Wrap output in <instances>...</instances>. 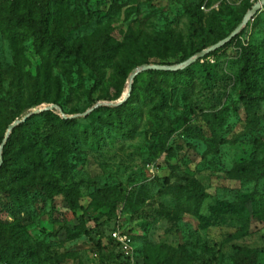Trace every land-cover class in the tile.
Returning <instances> with one entry per match:
<instances>
[{"label": "rangeland", "instance_id": "obj_1", "mask_svg": "<svg viewBox=\"0 0 264 264\" xmlns=\"http://www.w3.org/2000/svg\"><path fill=\"white\" fill-rule=\"evenodd\" d=\"M10 1L0 0V97L22 119L50 105L60 118L110 106L123 97L137 68L175 65L182 55L212 46L262 0H17L18 11L33 17L39 2L47 4L48 33L93 62L104 79L95 88V74L84 61L49 65L31 29L11 27L21 34L10 35L2 23ZM89 11L96 14L88 21ZM257 50L262 58L245 80L240 68ZM200 63L185 90L156 79L162 92L137 104L141 116L130 132L103 127L100 146L81 140L65 153L68 165L61 170L52 166L56 155L44 153L58 184L79 191L76 205L57 189L35 193L40 171L3 178L0 264H103L119 253L122 259L115 230L130 239L136 264H264V212L255 214L250 197L253 191L264 194V4ZM46 111L36 114L33 129L50 126L52 117L41 114ZM12 160L22 162L18 155ZM232 172L241 177L232 179ZM184 177L197 179L210 195L198 213L169 194L185 184ZM24 182L25 205L13 196ZM106 187L116 207L94 194ZM220 202H240L243 212L232 215Z\"/></svg>", "mask_w": 264, "mask_h": 264}, {"label": "trees", "instance_id": "obj_2", "mask_svg": "<svg viewBox=\"0 0 264 264\" xmlns=\"http://www.w3.org/2000/svg\"><path fill=\"white\" fill-rule=\"evenodd\" d=\"M37 6L39 15L33 17L29 11L19 12L17 0H11L9 5L4 6L6 12L2 17V23L5 24L8 31L11 27H26L31 29L35 34V48L44 56L47 64L54 66L58 62L66 60L71 63H81L84 61L95 74L94 88L99 83L103 82V75L96 66H94L93 62L86 59L84 53L68 45L62 37L53 33H48L46 22L48 20L49 8L47 4L42 2H39ZM95 14L96 12L89 11L88 21L91 20ZM235 27L236 25L233 28ZM9 33L13 37H16L18 33L21 34L17 29L9 31ZM225 37L226 34L219 35L216 43ZM207 47L208 46L206 45L198 47L188 56L198 53ZM250 54V56L248 55V57H246L244 65L240 68V76L245 80L248 73L253 68L255 59L262 58L261 56H258L260 55L259 50L253 51ZM188 56L182 55L178 61L183 62ZM207 56L208 54L191 65L176 71L149 70L139 73L134 78L130 96L125 102L119 105H102L94 108L86 115L73 118H60L59 116L54 115L51 110H47L41 114L47 117H52L53 121L45 130H36L31 127V121H33L38 115L34 114L30 118H27L11 131L4 144L2 153L3 162L0 167V180H2L0 181V184L3 185L4 177H8L9 179L23 178L28 172L33 171L38 173L40 171L41 175L39 181L35 184L40 190L36 189L35 193L39 194L42 192L49 194L54 189H57L63 192L64 196L72 205H76L75 199L79 195V191L76 188H65L59 185L57 179L53 178L50 174L49 165L43 160V155L49 153L56 155V161L55 163H52V166L61 170L68 165V162L64 158L65 153L70 147H76L81 140L100 146V142L104 140V136L101 133L103 127H105L107 133H110L112 129L130 132L134 127L135 118L137 120L141 116L137 104L140 105L143 102L145 103L146 97L153 98L157 95L156 93L160 94L162 92L159 86H155L156 79H159L162 83L171 84L174 87H180V89L185 90L192 84V78L195 75V68L200 65V61ZM148 62V60H145L142 63ZM94 88L91 89L90 96ZM242 92L245 91L242 90ZM121 93L122 91H118L115 98L120 97ZM244 96L247 97V94L244 93ZM217 115L218 114H216V117L214 118L216 123V119L218 118ZM17 118H19V114L16 108L9 100L0 97V145L5 139L6 129ZM4 119L8 120L5 123V126L2 127ZM85 121H87V123H84ZM14 155H18L21 158V164L19 162L14 163L15 160H12ZM262 172H264V167ZM230 176L234 180L241 177L235 172L230 173ZM184 180L185 184L180 185L179 188L169 189V194L175 195L176 204L178 206H182L183 208L188 207L190 210H193V212L198 213L203 206V201L205 198L210 197V195L202 189V185L197 179L184 177ZM91 185L94 186V184ZM25 186H27V184L24 182L13 193L16 202L23 205L28 203V193L24 189ZM111 192L112 188L110 187L95 188L94 190V194L103 202V204L116 207L118 200L111 195ZM250 197L256 202L255 214L261 216L264 212V194L259 193L258 191H253L250 194ZM219 204H225L227 212L232 215L238 212H243L242 209H244L240 202H220ZM8 244L11 245V252H15L16 254L19 253L16 244L10 242ZM121 257V253H119L114 261H108L103 264L117 263L122 260ZM237 264H241V262L238 261Z\"/></svg>", "mask_w": 264, "mask_h": 264}, {"label": "water", "instance_id": "obj_3", "mask_svg": "<svg viewBox=\"0 0 264 264\" xmlns=\"http://www.w3.org/2000/svg\"><path fill=\"white\" fill-rule=\"evenodd\" d=\"M264 4V0L256 3L255 5L252 6L251 9L248 10V12L246 13V16L245 18L243 19V21L228 35L226 36L225 38H223L222 40L218 41L217 43L213 44L212 46L210 47H207L205 49H202L200 52L196 53L195 55H193L192 57H190L189 59L183 61V62H180L178 64H175V65H156V64H146V65H143L139 68H137L133 74L131 75V78H130V81H129V84H128V91L127 93L116 103H106V104H112V105H119L123 102H125L128 97L130 96V93H131V90H132V83H133V80H134V77L141 71L143 70H163V71H175V70H179V69H183L189 65H191L192 63L196 62L198 59L204 57L206 54L212 52V51H215L221 47H223L224 45H226L227 43H229L245 26H246V23L248 22V20L253 17V15L255 13H257L261 7L263 6ZM101 105V103L99 104ZM56 107V105H50V106H47L45 108H42V109H36L32 112H30L29 114H27L25 117H23L22 119H19L17 118L9 127L7 133H6V136H5V139L3 140L2 144H1V147H0V167L2 165V162H3V156H2V153H3V147H4V144L7 140V138L9 137L11 131L17 126L19 125L20 123L24 122L27 118H29L30 116L34 115V114H38L40 113L41 111H44V110H53L54 108ZM95 107H93L92 109H90L89 111H86L82 114H79V115H86L88 114L89 112H91ZM75 116H78V115H75ZM64 117H67V116H64Z\"/></svg>", "mask_w": 264, "mask_h": 264}, {"label": "built area", "instance_id": "obj_4", "mask_svg": "<svg viewBox=\"0 0 264 264\" xmlns=\"http://www.w3.org/2000/svg\"><path fill=\"white\" fill-rule=\"evenodd\" d=\"M113 236L116 239L117 243L120 245L122 252L124 253L122 260L114 264H136L131 255V252L129 251V240L130 239L128 238V236L117 230L113 232Z\"/></svg>", "mask_w": 264, "mask_h": 264}, {"label": "bare ground", "instance_id": "obj_5", "mask_svg": "<svg viewBox=\"0 0 264 264\" xmlns=\"http://www.w3.org/2000/svg\"><path fill=\"white\" fill-rule=\"evenodd\" d=\"M127 91H128V86L126 87L123 96L127 93Z\"/></svg>", "mask_w": 264, "mask_h": 264}]
</instances>
